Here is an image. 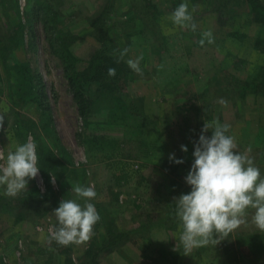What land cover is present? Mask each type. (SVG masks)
Listing matches in <instances>:
<instances>
[{
	"label": "rangeland",
	"instance_id": "obj_1",
	"mask_svg": "<svg viewBox=\"0 0 264 264\" xmlns=\"http://www.w3.org/2000/svg\"><path fill=\"white\" fill-rule=\"evenodd\" d=\"M181 2L0 0V156L29 141L40 153L39 174L27 189L8 197L0 186L10 201L0 208V264H84L89 252L95 264H264V233L251 223L252 209L248 222L217 245L186 254L179 241L175 198L191 191L185 177L205 122L229 125L237 150L264 177V89L242 97L233 85L250 82L263 65L255 42L264 25L246 0H186L197 27L179 28L168 16ZM205 32L214 42L201 46ZM53 37L78 72L90 76V62L104 50L122 73L102 70L88 84L86 118L52 52ZM141 56L138 74L127 61ZM24 66L30 84L18 72ZM172 154L184 163L170 161ZM77 185L93 187L100 220L88 242L62 247L49 242L48 230L58 226L53 212L63 199L83 205L72 190ZM148 234L165 237V249L148 251Z\"/></svg>",
	"mask_w": 264,
	"mask_h": 264
},
{
	"label": "clouds",
	"instance_id": "obj_2",
	"mask_svg": "<svg viewBox=\"0 0 264 264\" xmlns=\"http://www.w3.org/2000/svg\"><path fill=\"white\" fill-rule=\"evenodd\" d=\"M195 6H193V11ZM173 25L196 30L197 25L189 11V6L181 2L168 16ZM205 40L213 43L212 33H203L201 46ZM124 49L119 53L117 62L123 60L128 53ZM138 57L129 59V68L142 74ZM109 77L116 74L115 68H108ZM4 116L0 115V128L3 127ZM229 125L219 121L205 122L198 142L194 144V162L185 177L190 186L188 194L175 198V217L179 221V241L187 254L194 248L217 245L222 240L246 224L249 209L254 210L251 223L264 233V177L254 161L237 150L235 139L227 135ZM212 135H205L209 130ZM181 151L187 152L186 146ZM250 151V150H249ZM170 161L182 164V159L170 155ZM0 186L5 188L4 195L15 197L25 189L29 180L35 179L40 171L35 142L29 141L17 145L13 152L5 157L0 156ZM83 205L74 200L63 199L54 210L58 226L49 228L50 240L62 247L82 245L93 235V228L100 220L95 205L93 187L77 185L72 189Z\"/></svg>",
	"mask_w": 264,
	"mask_h": 264
},
{
	"label": "trees",
	"instance_id": "obj_3",
	"mask_svg": "<svg viewBox=\"0 0 264 264\" xmlns=\"http://www.w3.org/2000/svg\"><path fill=\"white\" fill-rule=\"evenodd\" d=\"M247 4L249 5L250 11L252 13V16L257 21L256 23L259 25H264V8L260 5L259 0H246ZM113 6V2L110 3L109 8H106V10H109ZM98 24H96L97 26ZM50 41H53V43H50L51 49L53 54L59 58L62 69L65 75V78L68 82L69 89L72 94L73 101L75 102L79 115L82 118H86L87 112L89 110L90 106V98L87 92V86L88 84H91L95 82L98 79V73L100 74L103 70L105 74H107L108 68H115L114 62L110 59L106 60L105 58V51L99 50L95 54V60L93 62H90L89 69H93L94 71L91 73L90 76L87 75L86 72H78L76 70V61H73L69 58V56L66 54V51L60 48V46L63 44L61 40H55V37L49 38ZM104 40V39H103ZM59 45V46H58ZM255 45L264 52V35L262 37H258V40L255 42ZM0 57L2 58V61H4L5 55L2 54V51L0 49ZM26 71V74L24 72ZM24 70L18 69V72L21 76H25L26 78V84H30L32 81V76L30 75V71L24 66ZM121 75L122 73H118ZM117 73L115 74L118 75ZM234 90L239 91L241 93V96L244 97L247 93H255L258 90L264 89V63L259 68L255 76L252 78L250 82H238L234 79L233 81ZM17 127L20 128L21 124L20 121L17 120ZM27 131L21 132L23 137L27 136ZM34 137L36 138V135L34 134ZM37 155L40 157V153H37ZM21 202V201H17ZM4 203V204H3ZM10 201L0 195V208L8 207ZM123 237V234H118L116 237L114 236L113 239L109 238V244L115 245L119 240ZM85 258H90L89 261H86L87 263L84 264H95V258L97 255H90L89 253L85 254Z\"/></svg>",
	"mask_w": 264,
	"mask_h": 264
},
{
	"label": "crops",
	"instance_id": "obj_4",
	"mask_svg": "<svg viewBox=\"0 0 264 264\" xmlns=\"http://www.w3.org/2000/svg\"><path fill=\"white\" fill-rule=\"evenodd\" d=\"M160 234L162 235V231L160 232ZM144 241L146 242V245L145 244H142V245L145 248L147 247L148 251L151 250V251H154V253H155V251H157V250L165 249V237L159 239L156 236H153V235L150 236L148 234L147 237L144 238Z\"/></svg>",
	"mask_w": 264,
	"mask_h": 264
}]
</instances>
